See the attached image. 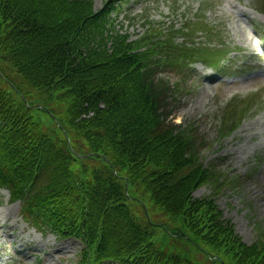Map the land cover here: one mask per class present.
Masks as SVG:
<instances>
[{
	"label": "trees",
	"instance_id": "obj_1",
	"mask_svg": "<svg viewBox=\"0 0 264 264\" xmlns=\"http://www.w3.org/2000/svg\"><path fill=\"white\" fill-rule=\"evenodd\" d=\"M36 1L29 0V8H25L22 19L18 23L25 26L30 20L33 34L25 31H22L19 35H15L12 32L8 34L0 33V63L5 62L9 57L11 61L9 63L17 74L37 91L47 87V76L52 77V75H56L59 72L58 77L61 78L62 82L68 79L73 84L79 85L82 79L88 78V73L81 65L76 69L71 64L85 65L86 59H83V61L76 58L73 59L72 52L63 37L65 33L68 34L71 30L73 25L71 22L75 20L77 15L85 11V8L77 5L71 7L68 0H55L56 2L61 1V4H58L57 27L53 31L52 27L48 26V21H45L47 26H42L44 16L40 9L37 8L39 10L36 13L34 12ZM56 38H61V40ZM1 41L4 43H1ZM100 59L92 58L97 74L100 73L99 69L103 66L99 61ZM88 69L91 70L90 68ZM48 73L52 75H48ZM65 74L68 75L67 78L64 77ZM15 95H11L0 88V127L8 125L19 114L15 110L16 104H18ZM9 129H11L9 135L12 137L21 133L17 126L10 125ZM3 133L0 128V134Z\"/></svg>",
	"mask_w": 264,
	"mask_h": 264
},
{
	"label": "rangeland",
	"instance_id": "obj_2",
	"mask_svg": "<svg viewBox=\"0 0 264 264\" xmlns=\"http://www.w3.org/2000/svg\"><path fill=\"white\" fill-rule=\"evenodd\" d=\"M94 1V9L98 8L101 6L102 0H93ZM123 8H121V10H118L119 13H123ZM126 23V22H125ZM116 26V24H115ZM127 28L129 29V32L131 35L133 36H140L143 34L144 29L139 28L138 23L134 24L133 26H128ZM133 32V33H132ZM253 74H255L254 78H259L261 80V84H264V66H259L255 69V71L253 72ZM253 78L251 79H247L238 89L239 92L240 91H245L248 88H246V85L248 83L251 82ZM256 87H251L250 89H255ZM230 93H226V94H222V95H216V97L220 98V100L215 104L213 102H210V100L214 99L215 97L211 96L208 99V106L204 108V110L202 111V114L204 116V114H208L207 115V119L204 122H201L200 125L197 126V128H199V130H203L206 127H209L210 123L213 124H217L220 121L219 115H221L222 112V108L223 105L227 99V97L229 96ZM260 93H258L257 96H259ZM262 96L260 97V102H257L255 105H253L252 107L249 108V110L246 112V114H251V113H255V111L257 109H261L263 107L262 101H264V93L261 94ZM194 104V103H193ZM201 107L199 104H197V106H195V109L191 108V111L195 112V115H198L201 111ZM264 113L263 111H259L253 118V120H255L258 116H261ZM218 116V117H215ZM212 117H215L214 119H212ZM203 119V117L199 120V122ZM216 126L211 129L208 130L206 133L207 136V143L209 144L210 141H212V144L214 143V139L213 137L215 136V129ZM211 144V145H212ZM209 145V146H211ZM249 149V148H248ZM223 151H225V149L221 150V151H217L215 149V147H209L208 150H206L204 148L203 150V159L205 160V163H216L218 164V166L216 168H218L219 170H223V168H225L226 171H230L231 174H239L238 170L235 168L234 170H229V168H226L224 165V160L220 159H216L218 158V155L221 154ZM228 155H231L230 152H228ZM230 165H234V162H228ZM226 164V163H225ZM232 167V166H230ZM264 167V164H263ZM249 171V169L247 170V172ZM240 183L237 186V188H235L234 190L227 188H223L218 195H222L221 193H224L223 196H217L218 200H222L223 205H227V210L225 212H228V217H232L233 220L232 222H236V224H234L235 226H239L241 228L243 227V221L240 219V217H238L239 213H241V209H245V205L249 204L250 205V210H249V214L250 216L253 218L252 222L255 221L256 223L260 224V226L264 227V184H262L259 181V184L261 186V188L257 187L259 186L258 184H256V187H253L251 184L256 183V180H252V179H242L240 178ZM212 187L209 185H204L201 188L198 189L197 193H207L208 190H210ZM246 195L252 196V200L249 201L246 199ZM231 201H233V203H231ZM238 205L240 207V210L236 209L235 206ZM247 211H245L246 213ZM235 213H237V215H235ZM233 215V216H232ZM227 217V216H226ZM20 227L21 225H17V226H13L12 229L15 231V235H17L20 231ZM248 229V228H247ZM249 230V229H248ZM23 246H25L26 244L29 243L28 239L23 236ZM43 243L46 244V246L44 247V249H40L38 246L35 245V243H33L31 245V247L28 248V251H34L38 254L40 261L42 262L41 264H74L73 260H69V255L73 256L77 250V246H79V243L75 240H71V239H63V240H56L54 235L52 234H48L47 237L43 240ZM61 244H63L61 246ZM22 247L15 245V246H11V245H7L6 248H4V252L5 253H10V254H6L11 256V254L13 253V251H16V249H21ZM27 250H23L21 251L20 256L18 257L19 259H22L19 263L20 264H30V262L33 260V258H30L27 256ZM48 253V257L44 262L45 259V253ZM199 252H197V250L193 247L192 251L190 252V256L192 259H194V255ZM65 255V257L61 260V258H58V256ZM202 255V254H201ZM204 256V255H203ZM206 257V256H204ZM24 259V260H23Z\"/></svg>",
	"mask_w": 264,
	"mask_h": 264
},
{
	"label": "bare ground",
	"instance_id": "obj_3",
	"mask_svg": "<svg viewBox=\"0 0 264 264\" xmlns=\"http://www.w3.org/2000/svg\"><path fill=\"white\" fill-rule=\"evenodd\" d=\"M244 150H246V149H244Z\"/></svg>",
	"mask_w": 264,
	"mask_h": 264
}]
</instances>
